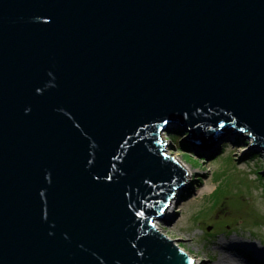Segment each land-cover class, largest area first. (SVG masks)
Masks as SVG:
<instances>
[{
  "label": "water",
  "instance_id": "95a60500",
  "mask_svg": "<svg viewBox=\"0 0 264 264\" xmlns=\"http://www.w3.org/2000/svg\"><path fill=\"white\" fill-rule=\"evenodd\" d=\"M165 130L264 151V0H0V264H194Z\"/></svg>",
  "mask_w": 264,
  "mask_h": 264
},
{
  "label": "rangeland",
  "instance_id": "374dc122",
  "mask_svg": "<svg viewBox=\"0 0 264 264\" xmlns=\"http://www.w3.org/2000/svg\"><path fill=\"white\" fill-rule=\"evenodd\" d=\"M165 132L163 152L178 154L194 171L171 221L157 230L197 264H215L216 244L227 238L264 248V151L250 147L245 133L224 132L217 143L203 147L188 143L182 131Z\"/></svg>",
  "mask_w": 264,
  "mask_h": 264
},
{
  "label": "bare ground",
  "instance_id": "6f19581e",
  "mask_svg": "<svg viewBox=\"0 0 264 264\" xmlns=\"http://www.w3.org/2000/svg\"><path fill=\"white\" fill-rule=\"evenodd\" d=\"M168 135L169 134H167L165 131H162L160 133L163 143L166 140V136ZM166 146H167V143H164L163 149H166L164 148ZM173 157L187 171L188 170L190 171L188 172L189 174H187V179H188L187 182L190 183V180L193 179L194 170L189 165L187 166V164H185L181 160V157H179L178 154L173 155ZM184 189H181L179 194L183 193ZM177 205L178 204H175V203L169 205V207L166 209L161 219L160 218L153 219V226L156 230L161 229L160 223H165V222L169 223L171 221V218L175 214ZM259 244L251 243V241L249 242L245 240L243 241L238 238H227L225 240H219L216 244V248L219 251V257L215 264H264V248L260 246L261 244L260 245ZM193 259H194V264H197L199 260L195 258Z\"/></svg>",
  "mask_w": 264,
  "mask_h": 264
},
{
  "label": "trees",
  "instance_id": "16d2710c",
  "mask_svg": "<svg viewBox=\"0 0 264 264\" xmlns=\"http://www.w3.org/2000/svg\"><path fill=\"white\" fill-rule=\"evenodd\" d=\"M227 229H232L230 226H227Z\"/></svg>",
  "mask_w": 264,
  "mask_h": 264
}]
</instances>
